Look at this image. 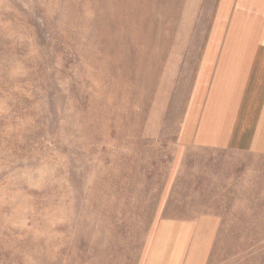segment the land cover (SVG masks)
Here are the masks:
<instances>
[{"label": "rangeland", "instance_id": "1", "mask_svg": "<svg viewBox=\"0 0 264 264\" xmlns=\"http://www.w3.org/2000/svg\"><path fill=\"white\" fill-rule=\"evenodd\" d=\"M108 1L0 0V264H264V0Z\"/></svg>", "mask_w": 264, "mask_h": 264}, {"label": "bare ground", "instance_id": "2", "mask_svg": "<svg viewBox=\"0 0 264 264\" xmlns=\"http://www.w3.org/2000/svg\"><path fill=\"white\" fill-rule=\"evenodd\" d=\"M107 1H108V0H107ZM103 2H104V1H103ZM108 2H109V1H108ZM108 2H107V3H108ZM121 2H122V1H121ZM105 4H106V3H105ZM108 4H110V3H108ZM112 4H113V3H112ZM112 4H111V5H112ZM111 5H110V7H108V8H111ZM114 5H116V4H114ZM98 6H99V5H98ZM100 6H101V3H100ZM99 8H100V7H99ZM103 8H104V6H103ZM108 8H107V9H108ZM101 9H102V8H101ZM107 9H106V10H107ZM120 10H121V9H120ZM102 11H103V10H102ZM121 12H122V11H121ZM112 13H113V12H112ZM101 14H103V13H101ZM114 14H115V13H114ZM116 14H117V13H116ZM108 15H109V14H108ZM122 15H123V13H122ZM100 16H101V15H100ZM118 16H120V14H119ZM118 16H117V19H118ZM108 18H109V17H108ZM113 18H114V17H113ZM121 18H122V16H121ZM114 19H115V18H114ZM107 20L109 21V19H107ZM107 20H106V24H107ZM113 22H114V21H113ZM110 23H111V22H109V27H110ZM114 23L116 24V22H114ZM102 24H103V23H102ZM112 25H113V23H112ZM104 26H105V25H104ZM115 26H116V25H115ZM117 26H118V25H117ZM102 27H103V26H102ZM106 27H107V26H106ZM105 29H106V28H104V30H105ZM112 29H113V28H112ZM100 31H101V30H100ZM105 31H106V30H105ZM105 31H103V32H105ZM101 32H102V31H101ZM101 32H100V33H101ZM122 32H124V31H122ZM100 33H99V35H100ZM112 34H113V33H112ZM101 35H102V34H101ZM109 35H110V34H109ZM109 35H108V36H109ZM101 37H103V39H104V36H101ZM90 42H91V41H90ZM110 45H112V44H110Z\"/></svg>", "mask_w": 264, "mask_h": 264}]
</instances>
